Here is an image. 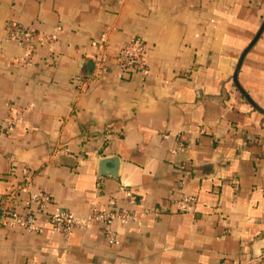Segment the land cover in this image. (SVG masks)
I'll return each instance as SVG.
<instances>
[{
	"label": "crops",
	"instance_id": "1",
	"mask_svg": "<svg viewBox=\"0 0 264 264\" xmlns=\"http://www.w3.org/2000/svg\"><path fill=\"white\" fill-rule=\"evenodd\" d=\"M263 21L264 0H0V207L27 177L19 209L46 191L50 210L140 214L114 221L116 244L97 224L1 228L0 264H263L264 29L234 79ZM12 23L57 39L22 64ZM134 35L145 74L116 60ZM185 192L196 211L175 207Z\"/></svg>",
	"mask_w": 264,
	"mask_h": 264
},
{
	"label": "built area",
	"instance_id": "2",
	"mask_svg": "<svg viewBox=\"0 0 264 264\" xmlns=\"http://www.w3.org/2000/svg\"><path fill=\"white\" fill-rule=\"evenodd\" d=\"M59 29L60 26H57L56 31ZM8 36L26 49V55L19 60L22 64L32 62L38 45H53L57 39L56 33L45 34L35 28L21 27L15 23L9 25ZM51 50L53 49L51 48ZM104 59L105 36H102L98 52L94 57V63L98 70L105 69ZM116 60L122 71L135 70L145 74L148 72L146 42L140 36H131L117 52ZM21 112L20 109H12L8 122L1 126V129L6 134L9 135L11 133L16 123V117ZM180 167L181 169L184 168L183 165ZM27 181L28 178L25 177L24 181L18 183L10 191L6 202H4L5 204L1 206L0 229L20 226L30 232H42L49 226L52 230L68 233L75 228L89 229L94 224H97L103 229L107 241L110 244H116L119 242V236L112 228L114 221L120 220L128 223L129 221L137 220L140 216L138 212H132L127 209L104 210L98 207H94L86 216L74 214L70 210L59 206H55L50 210L52 197L46 191H30L29 199L25 206L23 209H19L12 201L16 200L19 190L28 188ZM179 185L183 187L184 181L180 180ZM174 204L179 212H194L197 210L198 197L185 192L181 194Z\"/></svg>",
	"mask_w": 264,
	"mask_h": 264
},
{
	"label": "water",
	"instance_id": "3",
	"mask_svg": "<svg viewBox=\"0 0 264 264\" xmlns=\"http://www.w3.org/2000/svg\"><path fill=\"white\" fill-rule=\"evenodd\" d=\"M263 29H264V21H263V24H262L261 28L259 29L258 33L256 34V36L254 37L252 42L247 46V48L244 50V52L242 53V55L240 57V60L237 64L236 71L234 74V79L237 82V84H238L237 73H238L239 67L242 63V60H243L246 52L249 50V48L253 45V43L259 37V35L263 31ZM118 167H119L118 157H106V158H103L102 160H100V162H99V173L116 176L117 172H118ZM1 216H2V208L0 207V219H1Z\"/></svg>",
	"mask_w": 264,
	"mask_h": 264
}]
</instances>
